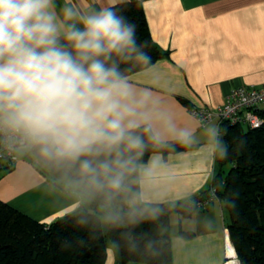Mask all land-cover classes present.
Listing matches in <instances>:
<instances>
[{
	"label": "crops",
	"instance_id": "0c3cea01",
	"mask_svg": "<svg viewBox=\"0 0 264 264\" xmlns=\"http://www.w3.org/2000/svg\"><path fill=\"white\" fill-rule=\"evenodd\" d=\"M140 1L152 39L169 54L127 76L136 110L150 117L160 142L181 141L176 135L180 130H189L192 136L185 148L139 155L138 199L187 200L211 187L217 156L206 129L210 124L220 127L214 118L200 124L190 108H214L234 86L264 83V0ZM17 153L13 167L0 168L2 202L45 223L80 206L88 208L87 203L90 207L85 196L51 182L36 168L28 144ZM228 217L218 197L189 216L172 213L167 264H239ZM181 231L194 234L186 237ZM118 259L119 250L107 240L104 264H149Z\"/></svg>",
	"mask_w": 264,
	"mask_h": 264
},
{
	"label": "clouds",
	"instance_id": "9594fccd",
	"mask_svg": "<svg viewBox=\"0 0 264 264\" xmlns=\"http://www.w3.org/2000/svg\"><path fill=\"white\" fill-rule=\"evenodd\" d=\"M120 2L0 0V131L73 167L78 183L109 203L127 191L126 173L145 147L136 130L146 125L151 140L161 139L138 114L120 68L151 62ZM206 133L217 158H226V130L210 124ZM176 135L187 143L192 132ZM119 218L115 209L108 216Z\"/></svg>",
	"mask_w": 264,
	"mask_h": 264
},
{
	"label": "trees",
	"instance_id": "16d2710c",
	"mask_svg": "<svg viewBox=\"0 0 264 264\" xmlns=\"http://www.w3.org/2000/svg\"><path fill=\"white\" fill-rule=\"evenodd\" d=\"M119 12L136 25L137 37L146 42L150 63L129 61L120 68L126 76L141 70L157 59L168 56L152 39L140 0H126ZM260 114L264 117V110ZM136 130L145 147L135 157L134 170L126 173L127 191L108 202L78 183L73 167L43 158L31 152L36 168L51 182L78 191L90 201L49 223L40 222L0 199V264H104L107 240L119 250L120 263L139 261L167 264L171 261L169 220L174 212L189 216L199 209L198 201L209 195L207 189L194 198L174 202H143L138 199L137 164L139 155L154 151L167 153L187 147L183 141L155 142L144 131ZM228 155L217 158L211 185L216 188L230 218L228 231L239 264H264V123L259 127L221 122ZM227 166V167H226ZM227 168L225 170L224 168ZM137 201L131 204V199ZM119 210L118 220L108 219L105 212ZM134 214H130L133 213ZM184 236L194 234L181 231Z\"/></svg>",
	"mask_w": 264,
	"mask_h": 264
},
{
	"label": "built area",
	"instance_id": "2783aa9c",
	"mask_svg": "<svg viewBox=\"0 0 264 264\" xmlns=\"http://www.w3.org/2000/svg\"><path fill=\"white\" fill-rule=\"evenodd\" d=\"M264 110V83L260 86L237 85L230 89L222 104L211 108L206 105L192 106L190 113L199 121L206 124L211 119L219 123H243L250 127H259L264 123L260 114ZM27 145L19 137L0 131V168L9 169L19 159L18 150ZM216 188L211 185L209 195L198 201V206L203 207L211 199L217 197Z\"/></svg>",
	"mask_w": 264,
	"mask_h": 264
},
{
	"label": "rangeland",
	"instance_id": "374dc122",
	"mask_svg": "<svg viewBox=\"0 0 264 264\" xmlns=\"http://www.w3.org/2000/svg\"><path fill=\"white\" fill-rule=\"evenodd\" d=\"M85 200H88V198H85ZM85 206H87L89 208V203L85 204ZM102 216H103L102 217L103 224H104V226H106V224H107V218L109 216V213L108 212H105Z\"/></svg>",
	"mask_w": 264,
	"mask_h": 264
}]
</instances>
